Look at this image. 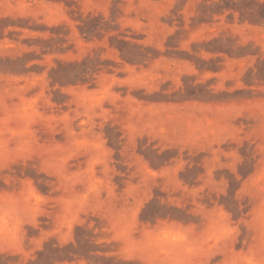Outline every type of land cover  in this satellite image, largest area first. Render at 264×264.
Listing matches in <instances>:
<instances>
[{
	"label": "rangeland",
	"instance_id": "1",
	"mask_svg": "<svg viewBox=\"0 0 264 264\" xmlns=\"http://www.w3.org/2000/svg\"><path fill=\"white\" fill-rule=\"evenodd\" d=\"M0 264H264V0H0Z\"/></svg>",
	"mask_w": 264,
	"mask_h": 264
}]
</instances>
